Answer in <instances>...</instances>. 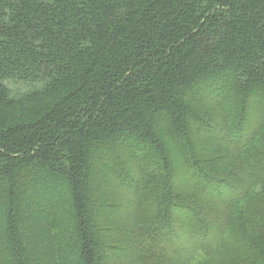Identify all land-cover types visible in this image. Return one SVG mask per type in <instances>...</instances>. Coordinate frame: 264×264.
Segmentation results:
<instances>
[{
    "label": "trees",
    "instance_id": "obj_1",
    "mask_svg": "<svg viewBox=\"0 0 264 264\" xmlns=\"http://www.w3.org/2000/svg\"><path fill=\"white\" fill-rule=\"evenodd\" d=\"M216 81L238 116L264 112V0H0V263L108 264L105 241L127 240L144 261L149 238L199 250L234 221L264 229L241 210L264 185L263 144L231 143L247 155L234 182L196 141ZM99 149L140 214L132 239L112 180L97 195Z\"/></svg>",
    "mask_w": 264,
    "mask_h": 264
},
{
    "label": "rangeland",
    "instance_id": "obj_2",
    "mask_svg": "<svg viewBox=\"0 0 264 264\" xmlns=\"http://www.w3.org/2000/svg\"><path fill=\"white\" fill-rule=\"evenodd\" d=\"M208 88L210 90L208 91L209 93L205 94V96L203 95L201 100L194 104L196 111L200 112L207 120L206 125H203L204 127L196 126L195 136L197 144L206 151L204 159H206L205 164L208 170L212 172H223L224 174L222 175H225V178L231 179V181L234 182L240 181L239 179L243 178L241 159L242 157H244V159L247 158V155L243 154L245 150H233L231 143L241 148L242 146L250 144L251 149L249 148V154H251V157L258 151L259 143L264 146V142H262L264 139L262 134L264 132L261 130V128L264 127V112H256L252 115L245 113L246 115L242 118L237 115L238 113H236V111L238 109L236 107L237 110H234V104L229 101L225 91L221 90L222 92L220 91L219 94H216L219 92L218 90H220L219 81L211 83ZM248 115H251L252 119L247 117ZM254 118L260 123L258 128H260L261 131L259 132L256 129ZM239 130H241L240 137H238L236 133ZM252 142L254 144L256 142L258 143H256V147L252 145ZM102 151V149H99L93 154L94 164L92 168L93 171L95 170L94 174L97 179V189H99L97 195H101L102 192L108 191L106 188H102L101 185L99 186V183L105 185L112 180L114 186H112L110 192L114 196L116 195L117 201L115 203L121 207H123V204L124 206L130 204L126 206V211L119 210V212L116 213V217L121 218L118 224H125L128 226L129 236L132 239V235L137 234L141 229L139 220L140 214L132 211L131 204L133 196L126 195L124 191L126 181H119L120 176L116 171L109 168L111 164L108 160V155ZM173 155L176 156V152H174ZM150 164H145V168L155 166V163H152V165ZM136 171L135 169L134 175L136 177L143 176V173H136ZM193 182L202 188H204V186L206 187L202 182ZM184 188L188 189L187 186H184ZM184 188L176 189L173 194L177 196V198L186 199V201L189 198L188 196L194 195L192 197H197L199 194L193 189L189 188L190 190L185 191L183 190ZM205 189L209 191L207 188ZM210 193L213 194V192ZM180 199H177V201ZM191 202L194 201L191 200ZM153 205L154 206L149 209L152 210L149 212L150 216L153 215L156 210V203ZM241 210L245 215L253 216L256 220L261 218L260 214H264V185L257 186L256 188L252 187L250 189V197L242 204ZM174 220L179 224L177 219ZM233 223L235 234L234 232L231 235L228 234L226 239L220 244L211 246L203 245L199 250L192 248L196 241L200 242V238L198 237H195L187 246L182 247V245L178 243L175 248L170 245H159L154 239L149 238V240H147L148 242L144 244V249L149 259L144 257V261H138L136 260V252L130 250L133 240L123 242L125 251L122 252L111 249V246L114 245L112 241H105L103 257L109 260L108 264H264V229L254 224H248L247 221H234ZM188 225H190V223ZM177 227L179 228V226ZM108 246H110V248ZM147 254L145 256H147Z\"/></svg>",
    "mask_w": 264,
    "mask_h": 264
}]
</instances>
